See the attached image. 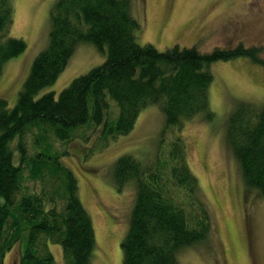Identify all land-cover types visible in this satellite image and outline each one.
Returning <instances> with one entry per match:
<instances>
[{
    "label": "trees",
    "instance_id": "16d2710c",
    "mask_svg": "<svg viewBox=\"0 0 264 264\" xmlns=\"http://www.w3.org/2000/svg\"><path fill=\"white\" fill-rule=\"evenodd\" d=\"M13 1L0 0V73L4 63L26 49L10 35ZM131 0H56L49 12L47 45L32 61L16 103L0 98V245L4 227L13 219V238L0 246V264L14 242L22 248L20 264H54L48 244H59L64 264H93L95 237L91 218L78 194V181L62 154L45 149L52 135L68 140L86 123L104 136L132 129L140 111L159 104L163 134L175 130L170 146L146 163L131 154L119 156L113 176L118 188L136 180L126 234L121 241L123 264H180V249L204 241L211 220L196 195L197 179L187 161L182 135L185 120L203 112L211 119L210 65L246 56L264 65L255 48L241 45L201 51L173 44L163 50L140 44V23ZM80 42L106 53L104 61L74 77L58 95H35L52 84ZM118 113L110 114V101ZM39 132L29 152L24 136ZM171 130V129H170ZM226 142L238 161L243 180L264 194V105L241 102L228 118ZM65 153V152H64ZM63 153V154H64ZM40 185L39 193L22 192V175ZM21 193V195H20ZM189 204L192 209H188Z\"/></svg>",
    "mask_w": 264,
    "mask_h": 264
},
{
    "label": "rangeland",
    "instance_id": "374dc122",
    "mask_svg": "<svg viewBox=\"0 0 264 264\" xmlns=\"http://www.w3.org/2000/svg\"><path fill=\"white\" fill-rule=\"evenodd\" d=\"M56 0H14L10 35L22 38L26 49L7 60L0 73V98L9 107L16 103L32 61L48 42L49 12ZM133 16L140 23L136 32L140 44L150 43L159 50L173 44L197 46L201 51L241 45L255 48L264 61V0H131ZM106 53L88 42H80L56 80L40 90L56 95L70 81L102 63ZM213 80L209 88L208 119L203 112L185 120L182 135L187 161L197 179L196 195L210 214V231L203 242L180 249V264H264V194L246 186L239 164L226 142L229 116L241 102L264 105V65L246 56L215 61L210 65ZM110 101L114 120L118 108ZM165 117L159 104L144 107L130 131L104 138L93 123L76 129L68 140L52 135L45 149L62 154L78 181V194L94 228L93 264H123L121 241L126 234L136 191V180L118 188L113 168L123 154L151 163L168 150L175 130L165 134ZM36 128L24 139L33 152ZM65 152V153H64ZM64 153V154H63ZM40 185L22 175V192L39 193ZM20 193V195H21ZM40 194V193H39ZM188 209H192L186 204ZM249 217H245L246 214ZM247 219V220H246ZM13 219L4 227L1 247L13 238ZM253 228L252 244L247 228ZM54 264H64L59 244H48ZM22 248L14 242L6 249L3 264H20Z\"/></svg>",
    "mask_w": 264,
    "mask_h": 264
},
{
    "label": "flooded vegetation",
    "instance_id": "af4514ba",
    "mask_svg": "<svg viewBox=\"0 0 264 264\" xmlns=\"http://www.w3.org/2000/svg\"><path fill=\"white\" fill-rule=\"evenodd\" d=\"M245 217H249V214L247 213L245 215ZM247 220V219H246ZM251 235H253V228L252 227H248L247 228V239H248V247L250 248L251 247V244H252V238H251Z\"/></svg>",
    "mask_w": 264,
    "mask_h": 264
}]
</instances>
